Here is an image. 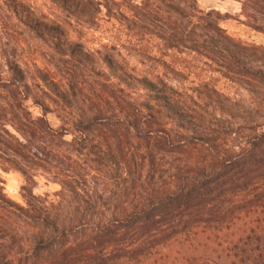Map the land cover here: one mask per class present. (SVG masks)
Here are the masks:
<instances>
[{
    "label": "trees",
    "instance_id": "1",
    "mask_svg": "<svg viewBox=\"0 0 264 264\" xmlns=\"http://www.w3.org/2000/svg\"><path fill=\"white\" fill-rule=\"evenodd\" d=\"M59 1L61 11L84 15L95 4L245 83L260 95L258 120L224 135L177 103L194 137L163 114L171 91L142 77L149 94L138 104L90 71L82 44L54 21L50 69L31 73L0 38V169L21 176L23 200L0 184V264H264V47L229 36L222 14L196 0ZM239 1L247 25L264 35V0ZM101 61L127 72L113 54ZM199 94L224 95L205 83ZM39 177L58 184L54 198L33 193Z\"/></svg>",
    "mask_w": 264,
    "mask_h": 264
},
{
    "label": "rangeland",
    "instance_id": "2",
    "mask_svg": "<svg viewBox=\"0 0 264 264\" xmlns=\"http://www.w3.org/2000/svg\"><path fill=\"white\" fill-rule=\"evenodd\" d=\"M123 1L125 5L132 2ZM196 2L203 11L216 10L222 14L220 26L229 36L247 44L264 47V35L247 25L239 0ZM60 5L59 0H0V38L15 50L18 61L31 73H34L35 68H52L46 55L53 51L52 44L57 41L51 39L53 33L48 31L47 26L49 21H54L62 30L65 40L82 44L88 54L85 66L90 71L108 79L114 86L121 87L138 104L144 102L149 94L140 83L142 77L157 82L160 92L171 91L175 100L171 103L172 107L164 110L163 114L167 118L178 117L182 127L187 128L191 136L197 137V129L190 130L191 118L184 114H174L177 103L194 106L198 114L195 120L209 121L221 130L224 128V135L230 130L243 128L249 120H258L253 111L254 107H258L260 95L250 91L245 83L230 82L220 72L202 64L199 58L187 51L168 49L161 40L147 33L138 23L124 26L115 22L104 16V10L97 11L95 4L89 8L84 7L86 15L81 14V11L76 13V10L63 12ZM111 46L116 47L117 51L113 52ZM242 51L246 52V57L250 55L251 60L257 55L261 56H253L254 52L249 50ZM105 54H113L124 64L127 70L125 75L106 68L101 61ZM203 83L224 95L204 97L199 94ZM32 111L35 112V109ZM47 118L51 124H58L53 114H47ZM238 135V140L241 141L244 131H238ZM21 183V176L17 172H3L0 169V184L5 194L13 201L23 204ZM58 189L55 182L39 177L32 191L36 195L54 198L53 194Z\"/></svg>",
    "mask_w": 264,
    "mask_h": 264
}]
</instances>
